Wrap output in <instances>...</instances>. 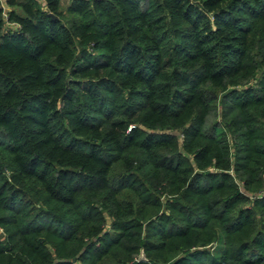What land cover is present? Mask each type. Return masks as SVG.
I'll list each match as a JSON object with an SVG mask.
<instances>
[{"label":"trees","instance_id":"obj_1","mask_svg":"<svg viewBox=\"0 0 264 264\" xmlns=\"http://www.w3.org/2000/svg\"><path fill=\"white\" fill-rule=\"evenodd\" d=\"M66 2L0 0V264H264V0Z\"/></svg>","mask_w":264,"mask_h":264},{"label":"water","instance_id":"obj_2","mask_svg":"<svg viewBox=\"0 0 264 264\" xmlns=\"http://www.w3.org/2000/svg\"><path fill=\"white\" fill-rule=\"evenodd\" d=\"M145 260V256L144 253L141 251L139 257H138V261H144Z\"/></svg>","mask_w":264,"mask_h":264},{"label":"rangeland","instance_id":"obj_3","mask_svg":"<svg viewBox=\"0 0 264 264\" xmlns=\"http://www.w3.org/2000/svg\"><path fill=\"white\" fill-rule=\"evenodd\" d=\"M61 1H62V3H63L64 5H66V3H67L66 0H61Z\"/></svg>","mask_w":264,"mask_h":264},{"label":"built area","instance_id":"obj_4","mask_svg":"<svg viewBox=\"0 0 264 264\" xmlns=\"http://www.w3.org/2000/svg\"><path fill=\"white\" fill-rule=\"evenodd\" d=\"M2 5H3V4H2ZM3 8L5 9L4 5H3ZM3 16H4V18H6V14H5V13H3Z\"/></svg>","mask_w":264,"mask_h":264}]
</instances>
